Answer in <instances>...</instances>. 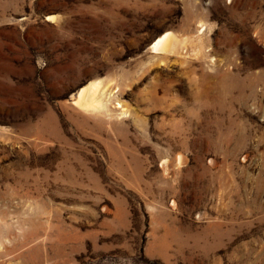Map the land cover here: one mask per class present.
<instances>
[{"label":"rangeland","instance_id":"1","mask_svg":"<svg viewBox=\"0 0 264 264\" xmlns=\"http://www.w3.org/2000/svg\"><path fill=\"white\" fill-rule=\"evenodd\" d=\"M0 264H264V0H0Z\"/></svg>","mask_w":264,"mask_h":264},{"label":"bare ground","instance_id":"2","mask_svg":"<svg viewBox=\"0 0 264 264\" xmlns=\"http://www.w3.org/2000/svg\"><path fill=\"white\" fill-rule=\"evenodd\" d=\"M229 1V0H228ZM50 20L54 19L52 17H49ZM177 37H175V35H173L172 32L170 31H166L164 33H162L160 36H158L150 45L149 49L151 51V54H166V53H179V51L181 52V50H179L180 45L182 44L181 42H179L177 39ZM191 38V37H190ZM189 38V39H190ZM197 38V37H196ZM179 39V38H178ZM193 39V38H192ZM180 40V39H179ZM195 41V40H194ZM185 42V41H184ZM187 42V41H186ZM191 42V40H190ZM192 43V42H191ZM191 43H189L191 45ZM184 44V43H183ZM187 45V43L185 44ZM189 45V46H190ZM195 45V44H194ZM199 48L196 50H192L193 54L196 52L197 54H200L201 50H200V46L198 44H196ZM183 46V45H182ZM187 46V47H189ZM194 47V46H192ZM183 48V47H182ZM186 49V46H185ZM194 49V48H193ZM179 50V51H178ZM189 51H191V49L189 48ZM195 51V52H194ZM187 52V51H186ZM190 53V52H189ZM180 54V53H179ZM185 54V53H184ZM183 54V55H184ZM173 55V54H172ZM177 55V54H176ZM186 55V54H185ZM192 55V54H191ZM160 56V55H159ZM164 56V55H163ZM166 56V55H165ZM179 56V55H178ZM197 56V55H195ZM167 57V56H166ZM165 58V57H164ZM169 58V57H168ZM167 59V58H166ZM165 60V59H164ZM196 88H197V95L199 96L201 94V82H200V78L197 79L196 82ZM111 91L109 88L107 87H102L100 86V83H92L88 86H84L83 88H81L78 91V98L75 102V105H77L78 107L84 108V109H92V110H96L98 111L100 114H102V116L105 119H108V107H107V102L110 100L111 98ZM111 116V115H110ZM109 120V119H108ZM107 122V121H106ZM110 123V122H108ZM111 124V123H110ZM117 128V127H116ZM116 130V129H115ZM118 130V129H117ZM119 133V132H118ZM50 137V136H49ZM130 150V149H129ZM73 154V153H72ZM180 158V157H179ZM181 160V158H180ZM179 161V159H178ZM165 163V162H163ZM166 163H168L166 161ZM179 164V162H178ZM164 165V164H163ZM166 169V168H165Z\"/></svg>","mask_w":264,"mask_h":264}]
</instances>
